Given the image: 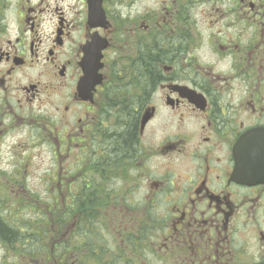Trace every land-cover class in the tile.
I'll list each match as a JSON object with an SVG mask.
<instances>
[{
    "label": "flooded vegetation",
    "instance_id": "obj_1",
    "mask_svg": "<svg viewBox=\"0 0 264 264\" xmlns=\"http://www.w3.org/2000/svg\"><path fill=\"white\" fill-rule=\"evenodd\" d=\"M0 154V264H264V0H0Z\"/></svg>",
    "mask_w": 264,
    "mask_h": 264
},
{
    "label": "rangeland",
    "instance_id": "obj_2",
    "mask_svg": "<svg viewBox=\"0 0 264 264\" xmlns=\"http://www.w3.org/2000/svg\"><path fill=\"white\" fill-rule=\"evenodd\" d=\"M13 7L14 6H11L9 8V10H11ZM9 10L6 13L7 16H9L12 13ZM15 159H18V160L23 159L24 163H25V161L31 163L27 167V169H28L27 173H24V178L26 180H29L28 181L29 186H27L26 188L27 189H34L35 190V194H38V196L41 199H43V201H46L47 197L43 196L44 190L42 188L38 187L37 180L41 178V176H38V175L47 174V172L49 171L50 164H51V155L46 153L45 150H40L37 154H35V153H25V154H22V155H17ZM15 159H13L10 155L0 154V163L2 164V166L10 164L11 162H14ZM24 163H23V165L25 166ZM48 195H51V194L49 193V194H47V196ZM32 197L34 199V196H32ZM47 203H48V200H47ZM8 205H10L9 201H8ZM34 206H35V203H34ZM25 207H26V204H25ZM36 208H37V205H36ZM39 208H40V210H43L41 206ZM28 209H29V212H32V211H30V208H28ZM29 218H30V216L27 215L26 216V220L28 219V221H26L27 223L30 222ZM40 222L41 223L43 222L42 219H40ZM40 233L41 232H39V236L42 235ZM30 237L31 236L29 235V238ZM41 241H42V238H41Z\"/></svg>",
    "mask_w": 264,
    "mask_h": 264
},
{
    "label": "trees",
    "instance_id": "obj_3",
    "mask_svg": "<svg viewBox=\"0 0 264 264\" xmlns=\"http://www.w3.org/2000/svg\"><path fill=\"white\" fill-rule=\"evenodd\" d=\"M142 78H144L143 81L146 82V77L144 74H142ZM119 84L116 85L117 87L113 90L115 97H112V103H114L115 100L116 101V107H117V115L119 118V121H121L120 123H124L125 121H127L129 119L130 122H132L130 124V126L128 128H126V135L123 136L122 140H126L127 138L129 139V137L132 136L133 134V127L135 126V120H133V116L135 115V110L139 107L136 104V101L134 100V98L132 97V91H131V87H130V83L132 85L131 80L128 77V74L125 73L124 75H122L121 77L119 76ZM111 104V103H110ZM0 233L3 236H9L12 235V233L7 229V228H3L2 226H0ZM72 251L75 253V255H77V258H80V246H72Z\"/></svg>",
    "mask_w": 264,
    "mask_h": 264
},
{
    "label": "water",
    "instance_id": "obj_4",
    "mask_svg": "<svg viewBox=\"0 0 264 264\" xmlns=\"http://www.w3.org/2000/svg\"><path fill=\"white\" fill-rule=\"evenodd\" d=\"M106 47L105 43L102 44V42H98V40H94L93 43H91L90 45H87L86 49L84 50L85 53V57L82 61V69L84 72V77L80 83V91H82L83 86L87 83L91 86L95 85V84H99L100 83V79L101 76H98L97 70H99L102 67L101 64V59H102V55H101V51L104 50ZM93 77H96V80H93ZM144 122V120H143ZM241 149V145L238 149V151H240ZM247 153H254L253 149L250 148L248 150ZM243 151L238 153L237 155V165L238 168L241 167L242 163L244 164V160H243ZM250 172L252 173V175H249L246 179L250 180V181H260V172H258V170H251Z\"/></svg>",
    "mask_w": 264,
    "mask_h": 264
}]
</instances>
